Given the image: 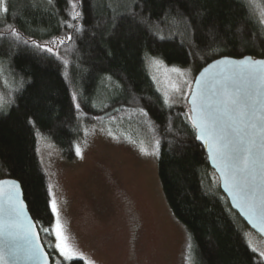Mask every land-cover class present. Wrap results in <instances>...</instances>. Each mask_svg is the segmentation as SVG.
Instances as JSON below:
<instances>
[{"label": "trees", "instance_id": "trees-1", "mask_svg": "<svg viewBox=\"0 0 264 264\" xmlns=\"http://www.w3.org/2000/svg\"><path fill=\"white\" fill-rule=\"evenodd\" d=\"M149 55L198 72L221 57L264 58V26L247 0H3L0 65L14 84L0 111V179L21 184L53 264H87L56 263L55 215L36 133L74 160L84 121L94 123L115 108L137 111L160 140L163 191L189 232L197 264H264L215 180L193 124L157 90Z\"/></svg>", "mask_w": 264, "mask_h": 264}, {"label": "rangeland", "instance_id": "rangeland-1", "mask_svg": "<svg viewBox=\"0 0 264 264\" xmlns=\"http://www.w3.org/2000/svg\"><path fill=\"white\" fill-rule=\"evenodd\" d=\"M247 1L264 26L262 2ZM146 62L166 105L191 121L188 98L198 69L170 66L152 55ZM13 84L9 71L0 65V111ZM107 98L97 100V106ZM143 115L115 108L91 124L82 118L74 160H67L52 140L37 131L51 207L54 203L57 209L52 230L56 263L68 261L55 246L58 224L73 259L87 264H197L189 232L172 213L163 191L158 171L160 140ZM215 180L219 184L217 176ZM243 227L249 247L264 262L260 256L264 238Z\"/></svg>", "mask_w": 264, "mask_h": 264}, {"label": "water", "instance_id": "water-1", "mask_svg": "<svg viewBox=\"0 0 264 264\" xmlns=\"http://www.w3.org/2000/svg\"><path fill=\"white\" fill-rule=\"evenodd\" d=\"M246 60L243 65L234 63L235 61ZM221 61H226L221 63ZM255 61H264V58L254 59L251 56L243 58L221 57L217 58L204 66L196 75L188 103L191 112V123L195 125L197 113L193 111V99L196 98L197 105L200 103L199 93L201 90L208 89L219 93L221 85L228 81L239 89L241 95L249 93L256 101L254 107L249 112V123H255L256 129L251 127L244 128L241 135L247 140L249 135L255 136L256 147L261 153V160L257 164L256 170L250 177L249 182L255 186L254 212L249 211L242 200L236 195V191L229 182L226 185V177L222 162L215 157L214 150L210 142L201 137L200 130H196V142L202 146L207 154L210 168L216 173L219 179V186L223 194L228 199L231 208L241 217L245 224L254 232L264 238V65L256 64ZM217 99L216 95L212 97ZM233 143H239L240 137L230 131ZM16 181L19 185V199L23 202V215L27 219L13 229L15 233V242L19 246V252L8 261V264H53L39 233L38 227L32 218L28 206L24 199V193L21 184L14 179L6 178L0 181ZM4 196L0 199V207L7 211L10 206L8 195L15 191L11 184L0 185ZM30 225L34 227L29 228ZM29 232L37 234L36 237L26 238ZM8 244L7 237H0V247Z\"/></svg>", "mask_w": 264, "mask_h": 264}, {"label": "snow or ice", "instance_id": "snow-or-ice-1", "mask_svg": "<svg viewBox=\"0 0 264 264\" xmlns=\"http://www.w3.org/2000/svg\"><path fill=\"white\" fill-rule=\"evenodd\" d=\"M3 11L6 12L7 8H4ZM72 19H76V17L74 16ZM68 26L71 27V24ZM13 35H17V33L13 32ZM67 39H71V36H68ZM47 50L52 51L51 48ZM225 62L221 61V63ZM234 63L243 65L246 60L235 61ZM254 63L264 65V61H255ZM213 95H216L217 99L214 100ZM199 96V105H197L196 98L193 99V111L197 113L194 126L198 127L201 133L198 139L203 137L210 142L215 157L224 166L226 185L230 182L232 188L236 191V195L248 207L249 211L254 212L255 186L249 180L261 160V153L256 147L255 136L249 135L248 139L245 140L241 133L244 128L256 129L257 127L254 122L249 123L248 120L249 112L256 101L249 93L242 96L240 90L228 81L221 85L219 93L204 89L200 91ZM73 99L75 100V96ZM76 106L79 108V105ZM230 131L240 137L239 143H233ZM3 184H11L15 189L14 192L8 195L10 206L7 211L0 207V237L8 238V244L0 247V264H8V261L19 252L13 229L23 223L27 217L23 215V202L19 199V185L17 182L0 181V185ZM3 196L4 194L0 190V199ZM51 210L53 213L57 211L54 203ZM31 227H34V225L29 226V228ZM54 231L57 239L56 249L65 260H72L74 253L64 242L62 230L58 224L55 226ZM36 236V233L29 232L26 238L30 240L31 237ZM260 256L264 257V252L260 253Z\"/></svg>", "mask_w": 264, "mask_h": 264}]
</instances>
